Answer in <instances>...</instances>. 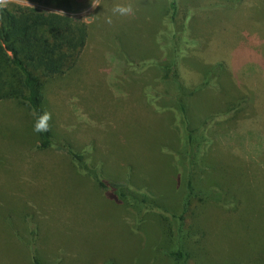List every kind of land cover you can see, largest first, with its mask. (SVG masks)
I'll list each match as a JSON object with an SVG mask.
<instances>
[{
  "label": "rangeland",
  "instance_id": "1",
  "mask_svg": "<svg viewBox=\"0 0 264 264\" xmlns=\"http://www.w3.org/2000/svg\"><path fill=\"white\" fill-rule=\"evenodd\" d=\"M90 3L7 0L0 7L35 8L89 26L77 66L45 85L53 132L72 137L78 148L92 142L112 178L124 179L135 164L160 188L171 216L133 221L130 210L74 175L68 155L34 150L32 114L14 101L2 102L0 264H31L21 240L35 237L48 264H264V0H178L176 34L172 39L169 32L163 51L157 29L166 0H98L95 10ZM114 4H131L133 13L113 16ZM186 26L200 47L177 66ZM152 59L169 72L153 65L140 75L128 63ZM145 83L163 93L165 114L147 104ZM194 150L207 164L204 187L217 190L185 207L189 191L177 186L176 160L187 175ZM196 226L198 236L190 232ZM189 244L186 259L170 255Z\"/></svg>",
  "mask_w": 264,
  "mask_h": 264
},
{
  "label": "trees",
  "instance_id": "2",
  "mask_svg": "<svg viewBox=\"0 0 264 264\" xmlns=\"http://www.w3.org/2000/svg\"><path fill=\"white\" fill-rule=\"evenodd\" d=\"M166 6L168 10L158 22L159 27L157 29V47L160 51L167 48L165 40L166 37L170 36L168 35L169 32L171 31L173 34L172 39L176 34L175 22L178 13V0H166ZM89 37L90 28L82 21L30 7L18 6L12 10L0 7V103L16 102L17 105L32 114L31 120L34 124L36 115L47 111L46 83L51 79L64 76L77 66L81 53L88 45ZM198 47H200L198 38L191 36V30L186 26L178 38L174 65L179 66L181 60ZM157 62V59H152L128 63L133 68L131 71L134 73L140 69L138 71L140 75L146 74L153 65H158L167 73L169 72L170 67L168 65ZM142 94L156 114H165L168 107L164 105L163 93L157 86L145 83L142 87ZM181 109L188 116V105L185 99L181 100ZM49 123L50 130L48 132L38 133L34 150H50L68 155L71 158L72 170L76 177L92 182L95 188L113 204L121 205L128 211L130 210L133 221L139 222V224H146L147 221H150L146 218L149 216L157 218L171 216L172 211L166 209L162 197L164 194H161L160 188L152 187L150 178L140 169L139 172L135 164H129L124 179L112 178L108 175L110 172L106 161L102 157L99 158L98 155H94L95 147L92 142L89 143L88 140L86 144L78 148L71 139L72 137H56L51 121ZM190 131L193 132V129L190 128ZM189 140L193 142L192 135L189 136ZM195 151L190 158L188 157L186 164L189 170L187 175L184 174L180 166V159L176 160V163L179 161L177 186L186 185L184 187L189 191L185 200V207L191 199L197 198L201 194L209 195L211 198L217 190L213 185L204 187L202 176L205 175L207 164H203L204 161L200 159V156L194 154ZM164 154L170 162L171 155L168 152ZM169 166L171 168L172 164L169 163ZM186 177L189 178L186 179ZM201 199L204 198L201 197ZM1 201L0 198V203ZM26 223L30 224L29 222ZM7 225L13 231L15 230V227L10 223ZM129 228H131L130 225ZM198 228L200 229V227ZM198 228L196 226L195 229L191 230V234L198 236ZM146 230L144 226L143 231L138 233L142 236L140 239L142 243L145 242ZM143 232H145L144 235ZM158 234L161 235V232L159 231ZM21 241L26 246L28 245L31 264H48L39 254L37 237L29 242ZM196 241L198 242V240ZM153 243V249H155L157 243ZM192 249L193 247L189 244L187 251L180 248L169 253L178 260H182L191 254L190 250L192 251ZM107 264H116V262L109 261Z\"/></svg>",
  "mask_w": 264,
  "mask_h": 264
},
{
  "label": "clouds",
  "instance_id": "3",
  "mask_svg": "<svg viewBox=\"0 0 264 264\" xmlns=\"http://www.w3.org/2000/svg\"><path fill=\"white\" fill-rule=\"evenodd\" d=\"M7 0H0V5H6ZM98 5V0H91L90 7L95 10ZM113 16H129L133 13V7L131 4H114L111 9ZM107 23H112V17H107ZM52 119V114L50 112H43L36 115V120L33 126V131L35 133H46L50 130V121Z\"/></svg>",
  "mask_w": 264,
  "mask_h": 264
}]
</instances>
